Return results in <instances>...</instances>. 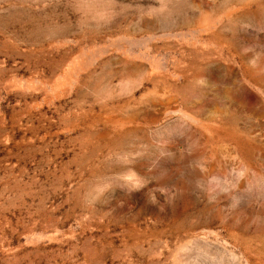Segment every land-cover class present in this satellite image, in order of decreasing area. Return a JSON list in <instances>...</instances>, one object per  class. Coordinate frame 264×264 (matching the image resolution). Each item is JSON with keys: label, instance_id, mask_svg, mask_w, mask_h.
I'll return each instance as SVG.
<instances>
[{"label": "rangeland", "instance_id": "1", "mask_svg": "<svg viewBox=\"0 0 264 264\" xmlns=\"http://www.w3.org/2000/svg\"><path fill=\"white\" fill-rule=\"evenodd\" d=\"M0 264H264V0H0Z\"/></svg>", "mask_w": 264, "mask_h": 264}]
</instances>
